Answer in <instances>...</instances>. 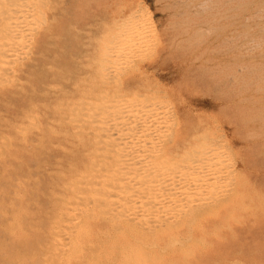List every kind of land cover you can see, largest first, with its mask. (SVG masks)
Here are the masks:
<instances>
[{"label": "rangeland", "instance_id": "374dc122", "mask_svg": "<svg viewBox=\"0 0 264 264\" xmlns=\"http://www.w3.org/2000/svg\"><path fill=\"white\" fill-rule=\"evenodd\" d=\"M5 6L14 7V10L5 8ZM10 10V15L16 11L15 17L18 19L21 17L23 20H27L30 17L29 21L27 20L29 28H27L29 26L26 24L27 22H23L20 18L22 24L25 23L22 26H25L27 31L28 29L30 31V28L35 30L33 27H37V25H40V28H36L35 32L31 30L33 33L26 32L29 37L26 36L24 29L22 35L25 38L22 36V41L18 40L19 44L22 46L23 43L30 41L32 44L29 43L30 46L28 43L25 44L24 47L29 46L26 47L27 50L21 49L23 46L20 47L19 54L18 52L14 53L15 57L4 62H1V55L6 48L0 46V70L2 71L0 72V264H75V261L79 260L78 264H116V259L120 256L117 240L102 235L88 236L81 233L87 227V221L96 225V228L102 229L104 225L101 223L100 227L99 221H104L112 216L104 213L103 209H96L93 211L94 214L93 212L75 211V208L70 206L65 209L66 211L64 210V213L69 212L70 214L68 213V216L63 214L61 205H55L56 198L61 193L55 186L60 183L61 186L58 187L61 190L64 189L68 185L65 182L71 181L72 176H76V172L78 175V171L83 168L80 165L85 163V160L87 161V156L84 155L87 152L83 148L86 149L88 144L86 142H89V138L86 140L83 138L90 137V131L86 129L93 130L98 124L103 123V120L111 113V111L107 112L106 107L120 105V108L124 109L127 98L131 99L130 101L127 99L128 103L135 104L133 109L136 112L134 114L138 111L143 113L140 112L142 115L136 114L137 116L140 114L141 117L146 115V111L157 109L158 105L163 110L167 107L164 111H159L165 115L163 117L165 119L160 122L161 130L164 129V126L173 124V117L170 116L173 114L171 112L176 111L179 120L182 117L180 125L185 127L183 130H190V126L196 127L201 130L197 131V134H200L203 129L211 128L214 131L211 134L212 138L228 142L232 147L233 154L224 157V160L227 162L225 163L227 169L235 170V172L234 176L231 174L225 179L227 182L225 181L222 186L226 188L222 190L221 195L223 196L221 201L228 202L229 199H232L231 203L229 202V211L223 210L216 217H214L215 215L206 217L209 215L203 213L202 225L211 228H207L206 233H198L199 240L195 245L188 246L183 252L180 250L170 251L165 257L168 259L178 258L182 264H264V0H0L1 20L6 18ZM25 12L30 16L24 14ZM138 12H143L147 17L146 23L138 22V27L141 25L139 29L142 34L137 39L141 43L139 41L136 44L135 42L120 44L118 52L127 51L128 53L119 54L117 52L116 58L107 57L108 61H114L113 66L107 64L108 68L106 66L98 67L100 65L97 62H100L98 60L100 58L97 56L100 53L97 54L96 48L100 49L104 39H108V41L111 38L112 40L116 39L122 32L121 27L132 28L136 21L134 15ZM31 17L35 19L32 18V20ZM131 18L133 19L130 20ZM1 20L0 24H4L2 25L4 28L0 25V28H3L0 29V41L2 40L0 45L5 41V30L9 27L10 22L6 24V20ZM143 24H146V28ZM27 39L29 41L26 42ZM138 43L140 47H138ZM45 44L46 46H44ZM136 47L138 48L136 49ZM40 48L44 50L40 51ZM122 48L126 49L122 50ZM130 48H133V51ZM21 53L24 55L22 56ZM19 55H21V61ZM117 58L119 59L117 60ZM128 58L129 60H127ZM120 59L123 61L119 62ZM35 60L37 61L35 62ZM5 63L11 64L6 65ZM96 68L100 71L97 72ZM109 68L110 70H108ZM112 69L118 71L116 70L115 73ZM4 71L5 74H3ZM102 80L105 82H101ZM99 82L104 86H101ZM75 86L83 88L76 89ZM59 88L60 90H57ZM137 88L142 90L136 92ZM149 88L150 91H148ZM70 89L72 90L70 91ZM61 90L64 92H60ZM84 90L85 93H83ZM93 90H95L94 93L97 91L96 94L91 93ZM108 90L109 92H107ZM66 91L69 93L66 94ZM141 91L148 93H145L146 96H144L143 92L140 93ZM134 92L136 93L134 94ZM151 93L153 95H150ZM78 94H84L85 97L81 96L85 99L79 97ZM105 94L109 96L111 94L112 97ZM130 95L133 96L130 97ZM99 96L102 98V105L95 107V105L86 103L87 97L97 98ZM133 97L134 99H132ZM165 101H169L171 104ZM71 105H75V108ZM152 106L153 108H151ZM77 107L78 109H76ZM84 107L86 108L84 109ZM126 108L127 106L120 112H125ZM127 110L130 111L131 107ZM166 119H168L167 123L163 121ZM128 121L130 122V120ZM161 123H164V126ZM84 140L85 142H83ZM110 142L112 143L111 140L103 139L99 143V148L109 149ZM82 143L86 145H82ZM74 155L77 157L75 158ZM73 157L74 160L69 163ZM77 158L83 163L80 162L77 165L79 162H77ZM74 161L77 163L72 166L75 164ZM69 166H72L73 170L78 169V171L74 170V172L76 171L75 175ZM62 172L66 174H64L65 182H63L64 179L62 180ZM58 174L61 176L59 179H57ZM232 180L233 183L236 181L234 185ZM244 181L247 183H243ZM54 182L58 184L54 186ZM241 192L244 193L241 194ZM238 199L243 200L241 202L243 206L240 205ZM59 211L61 213H57ZM97 212L100 213V216ZM230 214L233 216L227 220ZM97 216L102 219H98ZM54 217H57L58 220ZM93 217H96L98 222H96V218L93 220ZM88 218L89 220H87ZM221 222L226 225H221ZM49 223L51 224L49 225ZM61 225H65L63 228L65 227L64 230L67 232L62 230ZM54 230H57V233L56 231L54 233ZM228 232L231 234L230 236ZM83 238L86 240L84 241ZM67 239L70 242L66 241ZM51 242L53 243L51 244ZM88 244H92L91 247ZM64 245L66 248L63 247ZM93 245H95L94 248H92ZM48 247L51 248V251ZM96 247L100 248L97 250ZM95 249L96 252H94ZM89 250H92L91 254ZM200 252L202 253L200 254ZM61 254L64 257L61 258Z\"/></svg>", "mask_w": 264, "mask_h": 264}, {"label": "bare ground", "instance_id": "6f19581e", "mask_svg": "<svg viewBox=\"0 0 264 264\" xmlns=\"http://www.w3.org/2000/svg\"><path fill=\"white\" fill-rule=\"evenodd\" d=\"M2 1V0H1ZM5 1V0H4ZM33 1V0H32ZM5 3V2H4ZM20 4V3H19ZM15 5V4H14ZM25 5V4H24ZM54 5V4H53ZM204 5V4H203ZM26 6V5H25ZM103 6V5H102ZM31 7V6H30ZM33 7V6H32ZM104 7V6H103ZM5 8H8L11 10H14V7H8L5 6ZM28 8V7H27ZM22 9V8H21ZM29 9V8H28ZM207 9V8H206ZM11 10L7 13L6 18H3L1 21H7L6 24H8L9 22V27L7 28L6 26V30H5V36H4V43L1 46V48H6V50L2 53V61L4 62L6 60H9L13 57H15L16 55H13L14 53H17L18 50L20 49V47H22L21 49L25 48L26 50L29 47L30 44H32L30 41L29 43L27 41H29L28 39L26 40V42L28 43L29 46L25 44L27 43H23V45L21 46L18 42V40L25 38L22 33L23 30L25 29V26L23 27L22 25H24L25 23L22 24V21L27 22V20L29 21V19L27 20H23L21 21V19L16 18V11L12 12L14 14L10 15ZM31 11V9H29ZM38 10V9H37ZM36 10L37 14L38 11ZM100 10V9H99ZM25 11V10H24ZM130 11V10H129ZM2 12V11H1ZM20 12V11H19ZM23 12V11H22ZM27 12V11H26ZM24 13V14H28V13ZM32 12V11H31ZM29 12V13H31ZM128 12V11H127ZM18 13V12H17ZM21 13V12H20ZM42 13V12H41ZM125 13V12H124ZM3 14V13H2ZM1 14V15H2ZM22 14V13H21ZM32 14V13H31ZM14 15V16H13ZM19 15V13H18ZM23 15V14H22ZM29 15V14H28ZM132 15V14H131ZM3 16V15H2ZM27 17V15H25ZM30 16V15H29ZM92 16V15H91ZM1 17V16H0ZM4 17V16H3ZM19 17V16H17ZM34 17L37 18L36 15H34ZM34 17H31L34 18ZM39 17V14H38ZM129 17V16H128ZM134 17L136 18L135 23L133 24L134 26L132 28H127V27H121V34L116 38L113 39L112 38L108 41V39H104L102 40V45L99 48H96L97 50V54L98 52L100 53L97 57H99L100 59H98L100 62H97V64L99 63L100 66L98 67H104L106 66L108 68L109 65L107 64H111L110 66H113L114 61H108L107 57H113L116 58L119 49L120 44H128V43H133L135 42H139L140 40H138L137 38H140V35L142 34L140 32L139 27H141V25L138 27V22H145V19L147 18L146 15L143 12H138L134 15ZM70 18V17H68ZM15 19V20H14ZM35 19V18H34ZM133 18H131L130 20H132ZM14 20V21H11ZM33 20V19H32ZM37 20V19H36ZM86 20V19H85ZM135 20V19H134ZM133 20V21H134ZM31 21V20H30ZM35 21V20H34ZM148 21V20H147ZM127 22V21H126ZM37 23V22H36ZM43 23H45L43 21ZM69 23V22H68ZM125 23V22H124ZM146 23V22H145ZM27 25H29V22L26 23ZM31 24V23H30ZM39 24V23H37ZM141 24V23H140ZM149 24V23H148ZM152 24V23H151ZM1 25V24H0ZM4 25V24H2ZM1 25V27H3ZM33 25V24H32ZM31 25V26H32ZM122 25V24H121ZM145 25L146 28V24ZM35 26V25H34ZM40 26V25H39ZM37 25V27H33L35 28V30L30 28V31L28 29V31L26 32H32L31 30H33L34 32L36 31V28L39 27ZM27 27V26H26ZM30 25L27 27L29 28ZM143 27V26H142ZM4 28V27H3ZM2 28V29H3ZM40 28V27H39ZM38 28V29H39ZM150 28V27H149ZM148 28V29H149ZM1 29V28H0ZM1 29V30H2ZM151 29V28H150ZM120 31V29H119ZM118 31V32H119ZM142 31V28H141ZM145 31V30H143ZM150 31V30H149ZM88 32V31H87ZM93 32V31H92ZM33 33V32H32ZM31 33V35H32ZM98 33V32H97ZM101 33V32H100ZM152 33V32H151ZM24 34V35H25ZM39 34V33H38ZM54 34V33H53ZM115 34V35H116ZM154 34V32L152 33ZM3 35V34H2ZM29 35V34H28ZM26 34V36H28ZM114 35V36H115ZM149 35V34H148ZM8 36V37H7ZM23 36V38H22ZM39 36V35H38ZM29 37V36H28ZM59 37V36H58ZM1 38V37H0ZM27 38V37H26ZM37 38V36H36ZM35 38V39H36ZM40 38V37H39ZM42 38V36H41ZM44 38V37H43ZM79 38V37H78ZM155 38V37H154ZM31 39V38H30ZM33 39V37H32ZM31 39V40H32ZM147 39V38H146ZM40 40V39H39ZM46 40V39H45ZM138 40V41H137ZM145 40V39H143ZM142 40V41H143ZM22 41V40H21ZM84 41V40H83ZM147 41V40H145ZM2 42V40L0 41ZM35 42V41H34ZM33 42V45H34ZM38 43V42H37ZM72 43V41H71ZM100 43V44H101ZM141 43V41H140ZM147 43V42H145ZM36 44V43H35ZM43 43H41L42 45ZM139 44V43H138ZM154 44V43H153ZM62 45V44H61ZM93 45V44H91ZM143 45V44H142ZM43 46V45H42ZM46 46V44L44 45ZM122 46V45H121ZM127 46V45H126ZM123 46V47H126ZM135 46V45H134ZM35 47V46H33ZM37 47V46H36ZM41 47V46H40ZM131 47V46H129ZM140 47V44L139 46ZM136 47V49L138 48ZM155 47V46H154ZM45 48V47H43ZM142 49L144 48L141 47ZM33 49V48H32ZM35 49V48H34ZM38 49V48H37ZM36 49V50H37ZM40 51H43L42 48H40ZM69 49V48H68ZM83 49V48H82ZM126 49V48H124ZM122 48V50H124ZM131 49V48H130ZM133 49V48H132ZM131 49V50H132ZM135 49V48H134ZM135 49V50H136ZM25 50V51H26ZM100 50V51H99ZM121 50V51H122ZM140 50V49H139ZM20 51V50H19ZM22 51V50H21ZM24 51V52H25ZM120 51V50H119ZM133 51V50H132ZM132 51H129L130 53H132ZM148 50H146L147 52ZM68 52V51H67ZM84 52V51H83ZM92 52V51H91ZM118 52V53H117ZM126 53H128L127 51H124ZM123 52V53H124ZM149 52V51H148ZM37 53V52H36ZM41 53V52H40ZM87 53V52H86ZM122 53V52H121ZM119 53V54H121ZM122 53V54H123ZM143 53V52H142ZM145 53V52H144ZM152 53V52H151ZM19 54V52H18ZM17 54V55H18ZM22 54V53H21ZM76 54V53H74ZM93 54V53H92ZM141 54V52L139 53V55ZM146 54V53H145ZM24 54H22L23 56ZM0 56V57H1ZM21 59V55H19ZM80 56V55H79ZM123 56V55H121ZM121 56H119L121 58ZM132 56V54H131ZM130 56V57H131ZM135 56V55H134ZM133 56V57H134ZM28 57V56H27ZM31 57V56H30ZM89 57H91L89 55ZM93 57V56H92ZM129 57V58H130ZM142 57V56H140ZM149 57V56H148ZM18 58V56H17ZM16 58V59H17ZM25 58V56H24ZM23 58V59H24ZM33 58V57H32ZM129 58L127 60H129ZM136 58V57H134ZM145 58V57H144ZM35 59V58H34ZM55 59V58H54ZM91 59V58H90ZM119 58H117L118 60ZM123 59V57H122ZM120 59L119 62L122 60ZM137 59V58H136ZM18 60V59H17ZM32 60V59H31ZM38 60V59H37ZM35 60V62L37 61ZM124 60V59H123ZM122 60V61H123ZM12 61V60H11ZM14 61H16L14 59ZM21 61V60H20ZM27 61V60H25ZM62 61V60H61ZM78 61V60H77ZM84 61V60H83ZM89 61V60H88ZM95 61V60H94ZM143 61V60H142ZM29 63V61H27ZM33 62V61H32ZM86 62V61H85ZM82 62V63H85ZM107 62V63H106ZM26 63V62H24ZM87 63V62H86ZM85 63V64H86ZM105 63V64H104ZM116 63V62H115ZM118 63V62H117ZM122 63V62H121ZM131 63V62H130ZM6 65H9L11 63H5ZM19 64V63H18ZM21 64V63H20ZM27 64V63H26ZM24 64V65H26ZM89 64V63H88ZM87 64V66H88ZM93 64V63H92ZM96 64V63H94ZM128 64V62H127ZM133 64V63H132ZM14 65V63H13ZM29 65V64H28ZM34 65V64H32ZM80 65V64H79ZM82 65V64H81ZM1 66V65H0ZM22 66V65H20ZM53 66V65H52ZM85 66V65H84ZM86 66V67H87ZM95 66V65H94ZM124 66V65H123ZM145 66V65H144ZM4 67V66H3ZM101 67V68H102ZM105 67V69H106ZM118 67V66H117ZM122 67V66H121ZM125 67V66H124ZM28 68V67H27ZM65 68V67H64ZM84 68V67H83ZM94 68V67H93ZM99 68V69H101ZM138 68V67H137ZM15 69H17L15 67ZM21 69V68H20ZM86 69V68H85ZM87 69L89 70V68L87 67ZM86 69V70H87ZM104 69V68H103ZM121 69V68H120ZM5 70V69H4ZM23 70V69H22ZM85 70V71H86ZM97 70V68H96ZM110 70V68L108 69ZM113 70V69H112ZM111 70V71H112ZM117 70V69H116ZM115 70V71H116ZM146 70V69H145ZM7 71V69H6ZM14 71V70H13ZM25 71V70H24ZM83 71V70H82ZM100 71V70H99ZM97 70V72H99ZM114 71V70H113ZM114 71V72H115ZM118 71V70H117ZM116 71V72H117ZM0 72H2L0 70ZM28 72V71H27ZM74 72V71H73ZM89 72V71H88ZM92 72V71H90ZM96 72V73H97ZM114 72H112L113 74H115ZM124 72V71H123ZM137 72V69H136ZM21 73V72H20ZM29 73V72H28ZM80 73H82L80 71ZM79 73V74H80ZM87 73V72H86ZM85 73V74H86ZM112 73H107V74H112ZM1 74V73H0ZM3 74H5V71L3 72ZM94 74V73H93ZM98 74V73H97ZM105 74V73H104ZM8 75V74H7ZM10 75V74H9ZM8 75V76H9ZM116 75V74H115ZM155 75V74H154ZM146 76V75H144ZM56 77V76H55ZM96 77V75H95ZM101 77V76H100ZM78 78V77H77ZM84 78V76H83ZM88 79V76L86 77ZM90 78V76H89ZM102 78V77H101ZM145 78V77H144ZM170 78V77H169ZM172 78V77H171ZM82 79V78H79ZM97 79V78H96ZM167 79V78H166ZM165 79V80H166ZM22 80V79H21ZM85 81V79H83ZM82 80V81H83ZM168 80V79H167ZM170 80V79H169ZM23 81V80H22ZM61 81V80H60ZM89 81V80H88ZM87 81V83H88ZM92 81V80H90ZM101 82H105V81H101ZM99 82L102 85V83ZM135 82V81H134ZM147 82V81H146ZM16 83V82H15ZM76 83V82H75ZM79 83V82H78ZM86 83V82H85ZM133 83V82H132ZM137 83V82H136ZM134 83V84H136ZM72 84V83H71ZM81 84V83H79ZM126 84V83H125ZM124 84V85H125ZM57 85V84H56ZM73 85V84H72ZM75 85V84H74ZM83 85V83H82ZM128 85V84H127ZM126 85V86H127ZM153 85V84H152ZM166 85V84H165ZM55 86V85H54ZM84 86V85H83ZM100 86V87H101ZM129 86V85H128ZM131 86V85H130ZM155 87V85H153ZM167 86V85H166ZM76 87V86H75ZM79 86L76 87V89ZM82 86H80L79 88H81ZM99 87V86H98ZM112 87V86H109ZM120 87V86H119ZM122 87V86H121ZM133 87V86H131ZM135 87V86H134ZM137 87V86H136ZM144 90L143 85L141 86ZM65 88V87H63ZM72 88V87H71ZM78 88V89H79ZM83 88V87H82ZM87 88V87H86ZM102 88V87H101ZM104 89L106 88L103 87ZM108 88V86H107ZM113 88V87H112ZM117 88V86H116ZM130 88V87H129ZM146 88V87H145ZM157 88V87H155ZM53 89V87H52ZM96 89V88H95ZM115 89V87H114ZM118 89V88H117ZM147 89V88H146ZM20 90V89H19ZM57 90H60L57 89ZM64 90V89H63ZM63 90H61L60 92H64ZM72 89H70L71 91ZM74 90V88H73ZM83 90V89H81ZM86 90V89H85ZM85 90L83 93H85ZM103 90V89H102ZM107 90V89H106ZM113 90V89H112ZM132 90V89H131ZM137 90H139L138 88L135 89V91L137 92ZM142 90V89H140ZM139 90V91H140ZM95 90H93L94 93ZM111 91V90H110ZM116 91V90H114ZM113 91V92H114ZM122 91V90H121ZM148 91H150V88L148 89ZM153 91V90H151ZM156 91V90H154ZM77 92V91H76ZM80 92V90H79ZM87 92V90H86ZM89 92V91H88ZM97 92V91H96ZM96 92L94 94H96ZM109 92V90L107 91ZM128 92V91H126ZM134 92V94L136 93ZM143 91H141L140 93H142ZM159 93V91H157ZM162 92V91H161ZM160 92V93H161ZM66 94L69 92H65ZM64 93V94H65ZM73 93V92H71ZM105 93V92H104ZM112 93V92H110ZM122 93V92H121ZM124 93V91H123ZM139 93V92H138ZM139 93V94H140ZM146 93V92H145ZM145 93L143 92L142 94L144 96ZM148 93V92H147ZM146 93V94H147ZM163 93V92H162ZM58 94V93H57ZM80 94V93H79ZM78 94V95H79ZM116 94V93H115ZM125 94V93H124ZM123 94V95H124ZM129 94V93H128ZM131 94V93H130ZM133 94V91H132ZM164 94V93H163ZM70 95V94H69ZM84 96V94H81ZM79 95V97L81 96ZM86 95V94H85ZM108 95V94H105ZM114 95V94H112ZM118 95V94H116ZM122 95V94H121ZM127 95V94H126ZM150 95H153L152 93ZM148 95V96H150ZM7 96V95H5ZM81 96V97H83ZM109 96V95H108ZM111 96V94H110ZM109 96V97H110ZM133 96V95H132ZM130 95V97H132ZM67 97V96H65ZM76 97V94H75ZM85 97V96H84ZM83 97V98H84ZM101 96L97 97V98H86V103H89L91 105H95V107H97L96 105L100 106L102 105V98H100ZM108 97V98H109ZM112 97V96H111ZM128 97V95H127ZM155 97V96H153ZM164 97V96H163ZM3 98V97H2ZM70 98V97H69ZM119 98H120V94H119ZM71 99V98H70ZM77 99V97H76ZM80 99V98H79ZM85 99V98H84ZM83 99V100H84ZM125 99V98H124ZM129 99V98H127ZM125 99L127 101V103H125V106H127V108L131 110L128 111L127 108L125 110V112H120L123 111L125 109H121L120 105H117L115 107H106L107 112H110V114H107L109 116H107L106 119L103 120V123H101L100 125L98 124V126L94 127V129L90 130V129H86L89 130V136H86V138L84 137L83 139H88L89 138V142H86L87 147L86 149L82 148L87 152V154L84 153L87 159V161L85 160L83 162L79 161L80 159H76L78 164L81 162L83 164H81L80 166H82L83 168L81 169V171H78V169H74L77 170L79 172V174L77 175L76 172V176H72V180L65 182L66 178L63 174V172L61 174H63L62 176V180L63 182H65L66 184H68L64 189L61 190L60 187H58L60 185L57 186L56 184H58L56 182H54V186L55 188L59 189L61 191V193L57 196L56 198V204L61 205L62 209L61 211L64 213V210L67 209L69 206L72 208H75V211H83V213H88V212H93L96 211V209H103V212L106 214L111 215L112 217H109V219L106 220H102L100 223V227H101V223H103V227L101 228H96L92 222L87 221V225L84 222V225H86L87 227H85L81 233L88 235V236H95V235H102L103 237L106 238H113L115 240H117L119 249H120V256H118V259H116V264H182V262L180 261V259L178 258H174V259H168L165 257V255H167L168 252L170 251H177L180 250L181 252L184 251V249H187L188 246L190 245H195L198 242V233L207 232V228L210 229L211 227H207L206 225L203 226L202 225V214L203 213H207L209 216L206 217H210L212 215H215L214 217L218 216L220 214V212L224 211H229L230 209V201L232 199H229L230 201L228 202H224L221 201L223 198L222 195V190L225 189L226 187H223L222 185H224L223 183L226 181L225 179L227 178V176H231V174H233L235 172L229 170V168L227 169V166H225V160L224 157H229L230 155H232L233 153L231 152L232 147L228 144V142H221L215 138H212L211 134L214 132L211 128L210 129H203L202 132H200V134H197V131H201L200 129L192 128L190 126V130H183L185 129L184 126L180 125V120L178 117V113H176V111H173L171 113H173L170 117H173V124H171L167 127H165L162 123V126L164 129H160L159 127L160 122L162 121V119L165 115L164 113H160V110H163V108L158 105L156 108L157 109H153L152 111L149 112H145L146 115L144 116H140V114L142 113L141 111H138L139 116H137L136 114H134L136 111L133 109V107L135 108V104H130L128 103V100ZM134 99V97L132 98ZM3 100V99H2ZM5 100V99H4ZM3 100V101H4ZM37 100V99H36ZM53 100V99H52ZM81 100V101H83ZM131 99H129L130 101ZM154 100V99H153ZM163 100V99H161ZM118 101V100H117ZM77 102V101H76ZM79 102V101H78ZM85 102V101H84ZM162 102V101H161ZM165 102H169V101H165ZM13 103V102H12ZM47 103V102H46ZM120 103V101H119ZM164 103V102H163ZM170 103V102H169ZM61 104V102H60ZM59 104V106H60ZM63 104V102H62ZM69 104V102H68ZM71 104V103H70ZM73 104H75L73 102ZM171 104V103H170ZM104 105V104H103ZM106 105V104H105ZM12 106V105H11ZM72 107L75 105H71ZM86 106V105H85ZM137 106V105H136ZM182 106V105H181ZM48 107V106H47ZM79 107V106H78ZM78 107L76 109H78ZM87 107V106H86ZM84 107V109L86 108ZM138 107V106H137ZM140 107V106H139ZM170 107V106H169ZM213 107V106H212ZM73 108V109H74ZM88 108V107H87ZM144 108V107H143ZM150 108V107H149ZM153 108V106L151 107ZM66 109V108H65ZM65 109L64 112H65ZM72 109V108H70ZM95 109V108H94ZM121 109V110H120ZM133 109V110H132ZM167 109V107L165 108ZM164 109V110H165ZM184 109V108H183ZM80 110V109H79ZM157 110V111H156ZM163 110V111H164ZM169 110V109H168ZM47 111V110H46ZM71 111V110H70ZM96 111V109H95ZM94 111V112H95ZM55 112V111H54ZM69 114H71L69 111H67ZM76 112V111H75ZM103 112V111H101ZM77 113V112H76ZM148 113V114H147ZM180 113V112H179ZM98 114V112H97ZM104 114V113H102ZM143 114V113H142ZM141 114V115H142ZM170 114V113H169ZM181 114V113H180ZM186 114V113H185ZM163 115V116H162ZM162 116V117H161ZM185 116V115H184ZM89 117V116H88ZM100 117V116H99ZM160 117V118H159ZM71 118V117H70ZM103 118H105L103 116ZM185 118V117H184ZM190 119H192L191 117H189ZM85 119V118H84ZM101 119V118H98ZM170 119V118H169ZM87 120H89L87 118ZM127 120H130V122L128 123ZM199 120V119H198ZM203 120V119H202ZM90 121V120H89ZM164 122L167 123L168 119L163 120ZM183 121V120H182ZM172 122V121H171ZM57 123V122H56ZM60 123V122H59ZM87 123V122H86ZM98 123V122H97ZM169 123V122H168ZM203 123V122H202ZM201 123V124H202ZM221 123V122H220ZM90 126L91 123L89 122ZM93 124V122H92ZM199 123L197 122V125ZM206 124V123H205ZM222 124V123H221ZM60 125V124H59ZM94 125V124H93ZM196 125V124H195ZM196 125V126H197ZM207 125V124H206ZM75 126V125H74ZM202 126V125H200ZM194 127V126H193ZM203 127V126H202ZM200 127V128H202ZM207 127V126H206ZM209 127V126H208ZM89 128V127H88ZM205 128V127H203ZM218 128V127H217ZM24 129V128H23ZM26 129V128H25ZM84 129V128H83ZM178 129V130H177ZM187 129V128H186ZM216 129V127H215ZM49 130V129H48ZM85 130V131H86ZM229 130V129H228ZM81 131V130H80ZM218 131V129H217ZM57 132V131H56ZM85 133V132H83ZM88 133V132H87ZM219 133V131H218ZM20 134V133H19ZM73 134V133H72ZM86 134V133H85ZM215 135V133H214ZM221 135V134H220ZM85 136V135H84ZM223 136V135H221ZM220 136V137H221ZM225 139V137H222ZM244 138V137H243ZM242 138V139H243ZM107 141L111 140L112 141V145L110 144L109 146H111L109 149H101L99 148V143L102 140ZM85 140L83 142H85ZM223 140V139H222ZM244 140V139H243ZM78 141V140H77ZM226 141V140H225ZM84 143H82L83 145ZM84 144V145H86ZM107 144V143H105ZM247 144V143H246ZM73 145V144H72ZM53 146V145H52ZM105 146V145H104ZM78 148V146H77ZM104 148V147H103ZM82 149V150H83ZM239 151V150H238ZM82 152V151H81ZM235 153V152H234ZM45 154V153H44ZM79 154V152H78ZM78 154H76L77 156H79ZM83 154V153H82ZM81 154V155H82ZM45 156V155H44ZM76 156V157H77ZM237 156V155H236ZM75 157V155H74ZM74 157L71 159V162L74 160ZM75 157V158H76ZM80 157V156H79ZM83 158V157H82ZM81 158V159H82ZM238 158V157H237ZM48 159V158H47ZM85 159V158H84ZM229 159V158H227ZM239 159V158H238ZM63 160V159H62ZM61 160V161H62ZM75 160V161H76ZM74 161V163H75ZM83 161V159H82ZM233 161V160H232ZM236 161V160H235ZM242 161V160H241ZM57 162H60V160ZM76 162V163H77ZM230 162V161H229ZM234 162V161H233ZM239 162V161H238ZM75 164H71L72 166L76 165ZM39 164V163H38ZM238 164V163H237ZM242 164V163H241ZM57 165V164H56ZM234 165V164H233ZM60 166V165H59ZM67 166V165H66ZM72 166L71 169L73 168ZM231 166V165H230ZM53 167V166H52ZM61 167V166H60ZM59 167V168H60ZM32 168V167H30ZM57 169V167H55ZM75 168H78V166ZM28 169V168H27ZM80 169V167H79ZM233 169V168H230ZM60 170V169H59ZM57 170V171H59ZM63 170V169H61ZM73 170V169H72ZM73 170V173L75 175V172ZM55 172V171H54ZM70 173V171H68ZM238 172V171H237ZM236 172V174H237ZM25 173V172H24ZM58 173V172H57ZM60 173V171H59ZM67 173V171H66ZM72 172L70 174H73ZM55 174V173H52ZM69 174V175H70ZM56 175V174H55ZM66 175V174H65ZM239 175V173H238ZM68 176V175H67ZM234 176V174L232 175ZM61 177L58 174V178ZM238 177V176H237ZM56 178V177H54ZM69 178L71 179V176H69ZM233 178V177H231ZM241 178V177H240ZM56 179V181H57ZM61 179V178H60ZM229 179V178H228ZM55 180V179H54ZM235 180V179H234ZM231 181V180H230ZM59 182V181H58ZM227 182V181H226ZM236 182V181H235ZM234 182V183H235ZM229 183V182H228ZM233 183V180H232ZM233 183V185H234ZM243 183H247V182H243ZM18 184V183H17ZM64 184V183H63ZM20 185V183L18 184ZM65 185V184H64ZM251 185V184H250ZM61 186V185H60ZM63 186V185H62ZM227 186V185H226ZM241 186V185H240ZM64 187V186H63ZM235 187V186H233ZM239 187V186H236ZM231 188V187H230ZM229 188V189H230ZM244 188V187H242ZM55 189V190H56ZM228 189V188H227ZM233 189V188H232ZM231 189V191L233 192V190ZM235 189V188H234ZM58 190V192H60ZM236 190V189H235ZM234 190V191H235ZM244 190V189H243ZM248 190V189H247ZM54 191V190H53ZM237 192V191H236ZM247 192V191H246ZM224 193V192H223ZM239 193V192H238ZM244 192H241V194ZM252 193V192H251ZM250 193V194H251ZM53 194V192H52ZM51 194V195H52ZM226 194V193H225ZM228 194V193H227ZM248 194V193H247ZM254 194V193H253ZM224 195V194H223ZM249 195V194H248ZM247 195V197H248ZM18 196V195H17ZM54 198V196H52ZM51 197V198H52ZM56 197V196H55ZM221 197V199H220ZM246 197V198H247ZM251 197V196H249ZM232 198V197H231ZM240 199V197H239ZM238 199V200H239ZM243 199V198H242ZM237 200V199H236ZM234 201V200H233ZM240 201V205H241V200ZM230 202V203H229ZM236 202V201H235ZM249 202V201H248ZM253 202V200H252ZM42 203V202H41ZM52 203L53 200H52ZM244 203V202H243ZM250 203V202H249ZM46 204V203H45ZM233 204V202H232ZM249 205V204H248ZM254 205V204H253ZM51 206V204H50ZM243 206V205H241ZM261 206V205H259ZM56 207V206H55ZM239 207V206H238ZM235 208L236 205H235ZM240 208V207H239ZM238 208V210H239ZM242 208V207H241ZM245 208V207H243ZM254 208V207H253ZM262 208V207H261ZM232 209V208H231ZM234 209V208H233ZM255 209V208H254ZM259 209V207L257 208V210ZM236 210V209H235ZM234 210V211H235ZM66 211V210H65ZM70 211V210H69ZM226 211V212H227ZM234 211H232L234 213ZM241 211V210H240ZM252 212V211H251ZM261 212V211H260ZM57 213H61L60 211ZM69 213V212H68ZM68 213L66 214L68 216ZM73 213V212H71ZM81 213V212H80ZM95 214V212H93ZM98 213V212H97ZM240 213V212H239ZM247 213V212H246ZM245 213V214H246ZM54 214V213H53ZM70 214V213H69ZM91 214V213H90ZM100 216V213H98ZM103 214V213H102ZM101 214V217H103V215ZM52 215V214H51ZM73 215V214H72ZM97 215V214H96ZM93 215V216H96ZM227 215V214H226ZM253 215V214H252ZM66 216V217H67ZM92 216V214H91ZM98 219H102L99 218ZM107 216V215H106ZM205 216V215H204ZM233 215H229L227 217V220L230 219ZM238 216V215H237ZM251 216V213H250ZM53 217V216H52ZM70 217V215H69ZM204 217V218H206ZM248 217V216H247ZM55 218V217H54ZM57 218V217H56ZM55 218V219H56ZM58 218H60V216H58ZM57 218V220H58ZM84 218V216H83ZM93 220H96V217H93ZM96 218V219H95ZM212 218V217H211ZM235 218V217H234ZM244 218V217H243ZM26 219V218H25ZM62 219V218H61ZM91 219V218H90ZM98 219L96 222H98ZM214 220V218H212ZM216 219V218H215ZM43 220V218H42ZM56 220V221H57ZM70 220V219H69ZM68 220V221H69ZM82 219L80 218V221ZM89 220V218L87 219ZM207 220V218L205 219ZM224 220V219H222ZM244 220V219H243ZM38 221V220H37ZM40 221V220H39ZM51 221V218H50ZM67 221V220H66ZM73 222V220H71ZM204 221V220H203ZM225 221V220H224ZM241 221V220H239ZM55 222V220H54ZM53 222V223H54ZM90 222V223H88ZM95 222V221H94ZM206 222V221H205ZM231 222V221H229ZM228 222V224H229ZM245 222V220H244ZM52 223V224H53ZM62 223V222H61ZM71 223V222H68ZM77 223V222H76ZM92 223V224H91ZM240 223V222H239ZM51 223H49L50 225ZM67 224V223H64ZM223 223L221 222V225ZM225 224V223H224ZM223 224V225H224ZM243 224V223H242ZM9 225V224H8ZM16 225V224H15ZM43 225V224H42ZM57 225V223H56ZM77 225V224H76ZM83 225V222H82ZM80 225V226H82ZM208 225V223H207ZM219 225V224H218ZM226 225V224H225ZM224 225V226H225ZM235 225V224H234ZM241 225V224H240ZM63 226L65 225H61L62 230H64ZM74 226V225H73ZM52 227V226H51ZM70 227V226H69ZM72 227V226H71ZM215 227V226H214ZM218 227V226H217ZM227 227V226H226ZM230 227V224H229ZM12 228V227H11ZM53 228V227H52ZM56 228V227H55ZM57 228L59 229V227L57 226ZM80 228V227H79ZM54 229V228H53ZM214 229V228H213ZM232 229V228H231ZM11 230V229H10ZM60 229V231H62ZM67 230V229H66ZM77 230V229H76ZM14 231V230H13ZM57 233V230H54V233ZM78 231V230H77ZM227 231V230H226ZM224 231V232H226ZM52 232V231H51ZM50 232V233H51ZM59 232V231H58ZM64 232H67L64 230ZM212 232V231H211ZM223 232V231H221ZM49 233V234H50ZM75 234L77 232H74ZM53 234V232H52ZM51 234V235H52ZM60 234V233H59ZM74 234V235H75ZM229 234V232H228ZM73 235V232L71 234V236ZM231 234H229L230 236ZM236 235V234H235ZM40 236V235H39ZM64 236V235H63ZM220 236V235H219ZM234 236V235H233ZM54 237V236H53ZM59 237V236H58ZM69 237V236H68ZM49 238V237H48ZM57 238V235H56ZM61 238V237H60ZM73 238V236H72ZM202 238V237H201ZM205 238V236H204ZM210 238V237H209ZM230 238V237H229ZM52 239V238H51ZM59 239V238H58ZM58 239H55L56 241ZM62 239V238H61ZM71 239V238H69ZM84 239V238H83ZM89 239V238H88ZM99 239V238H98ZM223 239V238H222ZM225 239V238H224ZM54 240V241H55ZM64 240V239H63ZM86 239H84L85 241ZM103 240V239H102ZM209 240V239H208ZM213 240V238H212ZM220 240V239H219ZM218 240V241H219ZM234 240V239H233ZM68 241V239L66 240ZM76 241V240H75ZM89 241H91L89 239ZM214 241V240H213ZM216 241V240H215ZM226 241V240H225ZM232 241V240H231ZM62 242V241H60ZM65 242V241H64ZM70 242V241H68ZM94 242V241H93ZM210 242V241H209ZM222 242V241H221ZM233 242V241H232ZM53 242H51L52 244ZM56 243V242H54ZM74 243V242H73ZM227 243V242H226ZM59 244V243H56ZM61 244V243H60ZM209 244V243H208ZM92 245V244H91ZM90 244H88V246L91 247ZM96 245V244H95ZM92 248H94V246ZM211 245V244H210ZM213 245V244H212ZM30 246V245H29ZM61 246V245H60ZM68 246V245H67ZM87 246V248H88ZM55 247V246H54ZM64 248H66V246H63ZM86 247V246H85ZM213 247V246H212ZM50 248V247H48ZM91 248V249H92ZM100 248V247H99ZM98 248V249H99ZM192 248V246H191ZM200 248V247H199ZM211 248V247H209ZM207 248V249H209ZM57 249V247H56ZM97 249V247H96ZM96 249L94 252H96ZM97 249V250H98ZM201 249V248H200ZM206 249V250H207ZM212 249V248H211ZM62 250V249H61ZM83 250H87V249H83ZM51 251V248H50ZM55 251V250H54ZM88 251V250H87ZM90 254L92 253V250H89ZM63 252V251H62ZM68 252V250H67ZM86 252V251H84ZM52 253V252H51ZM58 253V251H57ZM61 253V251H60ZM59 253V254H60ZM198 253V252H197ZM202 252H200L201 254ZM205 253V251H204ZM53 254V253H52ZM56 254V253H55ZM88 254V252H87ZM89 254V255H90ZM179 254V253H178ZM51 255V254H50ZM54 255V254H53ZM57 255V254H56ZM84 255V254H83ZM174 256V255H172ZM177 256V254H176ZM182 256V255H180ZM61 258L64 257V255L60 256ZM195 257V256H194ZM58 258V257H57ZM60 258V259H61ZM89 258V256H88ZM172 258V257H171ZM182 259V258H181ZM192 259V258H191ZM190 259V260H191ZM196 259V258H195ZM194 259V260H195ZM215 259V258H214ZM63 260V259H62ZM189 260V261H190ZM50 261V260H49ZM80 261V260H79ZM79 261H75V264ZM196 261V260H195ZM82 262V261H81ZM83 263V262H82ZM189 263V262H188ZM215 263V262H214ZM217 263V262H216Z\"/></svg>", "mask_w": 264, "mask_h": 264}]
</instances>
